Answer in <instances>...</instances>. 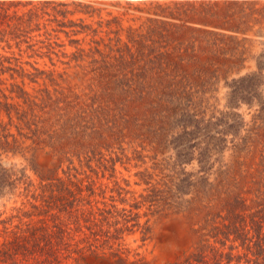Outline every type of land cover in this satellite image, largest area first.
I'll return each mask as SVG.
<instances>
[{
    "label": "rangeland",
    "instance_id": "1",
    "mask_svg": "<svg viewBox=\"0 0 264 264\" xmlns=\"http://www.w3.org/2000/svg\"><path fill=\"white\" fill-rule=\"evenodd\" d=\"M31 1L0 5V264H264V0Z\"/></svg>",
    "mask_w": 264,
    "mask_h": 264
},
{
    "label": "trees",
    "instance_id": "2",
    "mask_svg": "<svg viewBox=\"0 0 264 264\" xmlns=\"http://www.w3.org/2000/svg\"><path fill=\"white\" fill-rule=\"evenodd\" d=\"M29 2H32V1L31 0H29V1H20V0H8V1H6V0H0V5H2L4 3L17 4V3H29ZM41 3H57V4L58 3H62V4H64L65 2L64 1H56V0H44V1H41ZM1 15H2L1 17H5V13H3Z\"/></svg>",
    "mask_w": 264,
    "mask_h": 264
}]
</instances>
